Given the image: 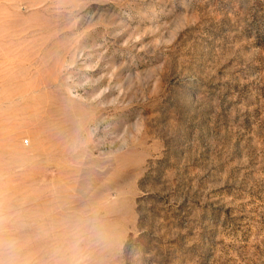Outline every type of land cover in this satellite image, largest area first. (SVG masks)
<instances>
[{
	"label": "rangeland",
	"instance_id": "374dc122",
	"mask_svg": "<svg viewBox=\"0 0 264 264\" xmlns=\"http://www.w3.org/2000/svg\"><path fill=\"white\" fill-rule=\"evenodd\" d=\"M0 264H264V0H0Z\"/></svg>",
	"mask_w": 264,
	"mask_h": 264
}]
</instances>
